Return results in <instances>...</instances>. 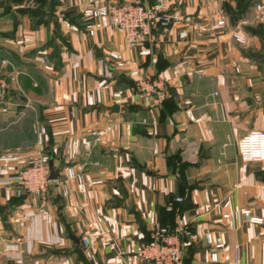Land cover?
Returning <instances> with one entry per match:
<instances>
[{"label":"crops","instance_id":"crops-1","mask_svg":"<svg viewBox=\"0 0 264 264\" xmlns=\"http://www.w3.org/2000/svg\"><path fill=\"white\" fill-rule=\"evenodd\" d=\"M165 1L180 21L129 48L120 31L87 33L90 0H0V264H118L156 224L178 232L183 264H264V162L238 148L264 130V0H235L233 21L225 0ZM135 70L171 97L137 99ZM42 128L58 170L46 200L2 183ZM207 235L225 242L217 261Z\"/></svg>","mask_w":264,"mask_h":264},{"label":"built area","instance_id":"built-area-1","mask_svg":"<svg viewBox=\"0 0 264 264\" xmlns=\"http://www.w3.org/2000/svg\"><path fill=\"white\" fill-rule=\"evenodd\" d=\"M83 18L90 36H95L105 29L117 30L124 35L129 48H136L147 40L156 28H168L180 21L176 14L168 10L165 0H157L153 5H145L142 0L106 2L90 0L89 6L83 11ZM223 26L224 21L220 20L214 28ZM181 35L185 36L186 33L182 32ZM234 36L239 43H245L244 37L237 34ZM109 56L117 67L124 68L127 65L120 53L111 52ZM131 78L135 83V97L139 100L161 105L171 97L170 85L166 79L144 75L139 70L132 71ZM176 78H180V74H176ZM187 114L190 121H195L190 111ZM45 132V128L38 131V151L29 158L26 166L15 176L2 181L4 184L16 185L22 192L42 200L48 197L52 172L51 157L43 150ZM93 134L96 135L95 132ZM238 145L245 161L264 162V130L249 133L239 141ZM87 146H90V142ZM68 172L70 178L74 177L75 173L72 169ZM262 198L264 199V191ZM40 211L46 212L45 209ZM242 214L248 215L250 210H242ZM250 221L254 224L263 223L262 218L256 217H252ZM206 240L214 248L211 259L217 261L218 252L226 247L224 240L220 237L213 238L212 235H207ZM119 259L118 264H183V242L176 230L163 224H156L148 241L138 242L131 248L120 250Z\"/></svg>","mask_w":264,"mask_h":264},{"label":"rangeland","instance_id":"rangeland-1","mask_svg":"<svg viewBox=\"0 0 264 264\" xmlns=\"http://www.w3.org/2000/svg\"><path fill=\"white\" fill-rule=\"evenodd\" d=\"M235 0H225L223 3H222V6H221V14L228 20L230 19V21H233L234 19V8H235ZM220 9V8H219ZM220 21V20H219ZM221 21H224V26H226V21L225 19L223 18ZM218 22V21H217ZM223 26V27H224ZM235 35V34H234ZM233 35L234 39H235V36ZM237 35H240L239 33H237ZM242 36V35H240ZM243 37V36H242ZM245 38V37H244ZM236 40V39H235ZM246 40V38H245ZM237 41V40H236ZM238 42V41H237ZM246 43V41H245ZM245 43H241V44H245ZM22 137V136H21ZM28 139L24 137V139L22 140V143H26ZM25 141V142H24Z\"/></svg>","mask_w":264,"mask_h":264},{"label":"water","instance_id":"water-1","mask_svg":"<svg viewBox=\"0 0 264 264\" xmlns=\"http://www.w3.org/2000/svg\"><path fill=\"white\" fill-rule=\"evenodd\" d=\"M115 109H118V106H116ZM57 179H58V170L57 169H54L51 172L50 180L51 181H54V180H57ZM7 208H8L7 205H0V212H3Z\"/></svg>","mask_w":264,"mask_h":264}]
</instances>
